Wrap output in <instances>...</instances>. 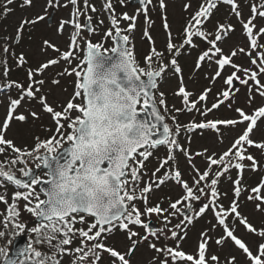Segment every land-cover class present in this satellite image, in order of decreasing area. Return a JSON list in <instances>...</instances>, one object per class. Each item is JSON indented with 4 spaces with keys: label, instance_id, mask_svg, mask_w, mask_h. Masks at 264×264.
Masks as SVG:
<instances>
[{
    "label": "snow or ice",
    "instance_id": "6c2138e0",
    "mask_svg": "<svg viewBox=\"0 0 264 264\" xmlns=\"http://www.w3.org/2000/svg\"><path fill=\"white\" fill-rule=\"evenodd\" d=\"M176 3L137 0L117 16L113 0H0V21L19 11L0 35V145L23 165L19 177L0 171V189H15L10 204L0 192V216L10 245L29 237L15 255L0 248L3 264H264V105L251 108L264 100V0H180L179 19ZM98 13L111 48L90 42ZM141 18L142 59L128 47ZM45 118L52 135L42 139L34 129ZM12 122L33 125L17 130L31 146L6 139ZM198 137L207 142L193 147ZM89 174L107 181L100 202L76 184Z\"/></svg>",
    "mask_w": 264,
    "mask_h": 264
},
{
    "label": "rangeland",
    "instance_id": "374dc122",
    "mask_svg": "<svg viewBox=\"0 0 264 264\" xmlns=\"http://www.w3.org/2000/svg\"><path fill=\"white\" fill-rule=\"evenodd\" d=\"M40 2H42V0H40ZM90 4H93L95 7H97L98 9L101 8L102 4L104 3V0H89ZM127 3V0H126ZM113 4L116 7V15L119 16L121 13L123 12H128L130 14L134 13L136 10V7L138 5H134L131 6L129 3H127V7H121L119 5V0H113ZM82 6V4H81ZM224 12V9H221V13ZM89 15H93L91 12L88 13ZM19 15V11L16 12L15 16L9 17L7 20H4L2 22H0V32L3 35L4 33L7 32H11L13 30V25L16 23V16ZM57 15H66V13L64 12V10H61V12H59ZM184 15V13L181 11V3L180 0H177L176 3V7H175V16L177 19H179L180 17H182ZM98 19H103L104 20V24L99 26V28H97L96 26V21ZM120 26L122 28L126 27V23L125 22H121ZM179 25H177L178 27ZM93 33L90 35L89 39L90 42H98L104 45V47L107 48H111L113 46V41L111 38H105L104 33L106 32V30L111 27L110 25V21L108 18V15L106 13H98L95 16H93ZM145 27V25L143 24V19L141 18L138 24V27L136 28V30L132 33L130 40H129V44L128 47L130 49V51H133L134 55L137 56L138 58L143 57L144 52L147 50V43L142 39V30ZM159 28L157 27V32H159ZM123 34H127V33H122ZM153 35H156V33H153ZM163 40L164 37L161 34L157 35V44L156 46L158 48L162 47L163 45ZM63 48V45H62ZM103 50V49H102ZM62 83H64V91L59 92L58 91V98L61 100L66 99L69 94H71L73 92V83H72V79L69 78L67 81H63ZM161 90L164 91L165 93H168V103L171 104L172 100H171V94H170V84L167 82H164L163 84H161ZM244 100L245 97L241 94L239 96V103L241 105L244 104ZM211 102V101H210ZM6 103V101H5ZM261 105H264V100H262L259 96L256 97V101L255 103L251 106L252 109L259 107ZM177 106H179V102H177ZM251 110V109H249ZM5 108L0 106V121H2L3 119H5ZM182 120H187V117H181ZM171 124V121H168ZM37 125L35 127V132L41 136V138H45V137H49L52 135V133H49L47 131H44V128L46 126H50L51 125V121L48 120L47 118H45L43 121L37 122ZM0 127H2V124H0ZM24 127H33V125L28 124V125H20L16 122H12L11 128L10 130H6L5 131V136L6 139H12L14 140L15 144L17 146H21L22 144H27L29 146H31L32 141L26 140V141H21V139L19 138V136L17 135V130L19 128H24ZM257 139L261 138L259 136L256 137ZM206 140H202L199 137L196 140V143L193 144V147H197L199 144L202 143H206ZM0 147H4L5 148V153L0 154V171H4L3 168H8V167H14L16 170L10 173L12 174H16L17 176H22V174H19V168L23 167V165L21 164H12L11 161L15 158V155L12 150L10 148H8L6 145H0ZM164 149L161 148L160 152L163 153ZM151 163H148L149 167H155V161L153 160V158H149ZM35 163H37V161L35 160H28V168H35ZM11 170V169H10ZM19 172V173H16ZM41 175V173L39 174ZM42 179H46L42 176ZM0 192H3L6 196V199L8 200V203H11V194L13 193V188L10 187H6L4 189H0ZM165 193H169V190L167 188H161L160 191L156 192L155 195L152 197V202L155 203L156 199L162 195H164ZM173 195V198H175V194L171 193ZM24 201L21 199L18 201V205L19 206H23ZM6 204L4 202H0V212H3L4 215H8V210L6 209ZM248 211H251V209L249 208ZM22 220H29L31 219L30 215L27 214L26 212L22 213ZM153 219L155 220V216H153ZM260 217H255L254 222H259ZM3 216H0V230L5 231V225L3 224ZM29 238V237H28ZM195 240V230L192 233V240L189 241V244H192ZM8 247V251L10 250L11 245L9 244Z\"/></svg>",
    "mask_w": 264,
    "mask_h": 264
},
{
    "label": "clouds",
    "instance_id": "9594fccd",
    "mask_svg": "<svg viewBox=\"0 0 264 264\" xmlns=\"http://www.w3.org/2000/svg\"><path fill=\"white\" fill-rule=\"evenodd\" d=\"M115 118L113 117V120ZM113 128L116 131V142H123L125 132L121 131L119 128L113 124ZM77 185H83L87 189V195L93 198V202H100L103 197L110 195V189L107 186V181L103 178H96L94 174H89L87 176H82L77 182ZM68 181L65 182V187L61 189L64 191L67 189Z\"/></svg>",
    "mask_w": 264,
    "mask_h": 264
},
{
    "label": "trees",
    "instance_id": "16d2710c",
    "mask_svg": "<svg viewBox=\"0 0 264 264\" xmlns=\"http://www.w3.org/2000/svg\"><path fill=\"white\" fill-rule=\"evenodd\" d=\"M0 22H2V21H0ZM0 35H2L1 32H0ZM3 169H4V171H8V172H12V170L13 171L16 170L14 167H8V168H3ZM16 173H19V172H16ZM19 174H22V173H19ZM41 176H42V174H41ZM44 178H46V177H44ZM14 190L15 189L13 188V192H14ZM6 209L8 210L7 206H6ZM9 218L11 219V217H9ZM20 219L22 220V217ZM5 232H6V235L4 237H0V248L8 249L7 246H9V241L13 239V233H12L11 227L9 226L8 228H5ZM33 246L36 247L37 250H40V251H48V249L46 248V246H44V247L37 246V245H33ZM2 261H3V258L0 257V264L2 263Z\"/></svg>",
    "mask_w": 264,
    "mask_h": 264
},
{
    "label": "water",
    "instance_id": "95a60500",
    "mask_svg": "<svg viewBox=\"0 0 264 264\" xmlns=\"http://www.w3.org/2000/svg\"><path fill=\"white\" fill-rule=\"evenodd\" d=\"M130 5L134 6L137 5V0H131ZM104 117L101 116V119H103ZM34 171L35 174H39L40 172L45 171L43 168H39V169H32ZM44 185H40V187H43ZM153 227H155L156 225H152ZM27 236L26 235H20L18 239H15L14 243L12 244V248L11 251L9 253V255H15L16 251L18 249H21L25 246V242H26Z\"/></svg>",
    "mask_w": 264,
    "mask_h": 264
}]
</instances>
